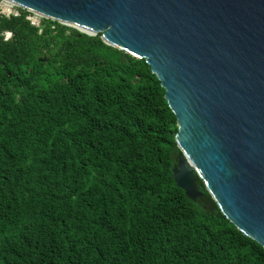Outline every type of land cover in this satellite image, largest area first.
<instances>
[{"label":"trees","instance_id":"1","mask_svg":"<svg viewBox=\"0 0 264 264\" xmlns=\"http://www.w3.org/2000/svg\"><path fill=\"white\" fill-rule=\"evenodd\" d=\"M18 11L0 15V264H264L197 176L195 200L176 186L145 60Z\"/></svg>","mask_w":264,"mask_h":264},{"label":"water","instance_id":"2","mask_svg":"<svg viewBox=\"0 0 264 264\" xmlns=\"http://www.w3.org/2000/svg\"><path fill=\"white\" fill-rule=\"evenodd\" d=\"M144 59L176 119V186L264 249V0H6ZM43 60V59H41Z\"/></svg>","mask_w":264,"mask_h":264},{"label":"built area","instance_id":"3","mask_svg":"<svg viewBox=\"0 0 264 264\" xmlns=\"http://www.w3.org/2000/svg\"><path fill=\"white\" fill-rule=\"evenodd\" d=\"M0 15L5 18H10L11 16L17 17L19 16L18 7L9 1L0 0ZM26 18L30 21L31 25L36 26V27L39 26V20L41 19V17L32 14V15L27 16ZM3 36H4L3 38L4 41H7L11 39L12 33L9 31H5L3 33Z\"/></svg>","mask_w":264,"mask_h":264}]
</instances>
